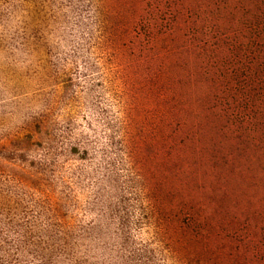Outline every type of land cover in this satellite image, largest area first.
Here are the masks:
<instances>
[{"label":"rangeland","instance_id":"rangeland-1","mask_svg":"<svg viewBox=\"0 0 264 264\" xmlns=\"http://www.w3.org/2000/svg\"><path fill=\"white\" fill-rule=\"evenodd\" d=\"M0 264H264V0H0Z\"/></svg>","mask_w":264,"mask_h":264}]
</instances>
